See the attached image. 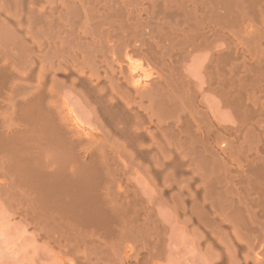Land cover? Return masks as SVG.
<instances>
[{"label":"bare ground","instance_id":"1","mask_svg":"<svg viewBox=\"0 0 264 264\" xmlns=\"http://www.w3.org/2000/svg\"><path fill=\"white\" fill-rule=\"evenodd\" d=\"M0 195L83 264H264V0H0Z\"/></svg>","mask_w":264,"mask_h":264},{"label":"rangeland","instance_id":"2","mask_svg":"<svg viewBox=\"0 0 264 264\" xmlns=\"http://www.w3.org/2000/svg\"><path fill=\"white\" fill-rule=\"evenodd\" d=\"M260 4L261 2L258 3V6ZM216 44H220V42L217 41ZM67 104L74 117V121H85L83 108L75 97L69 95ZM212 107H215V104ZM10 204L9 197L0 195V264H83L71 258V256L70 258L68 255L65 256L66 254L59 252L45 241L44 243L30 224L29 226L36 233L31 231L32 229L27 226V222L24 221L25 225L20 217L17 218L13 207H8ZM163 212L161 213L162 216ZM168 216L169 214L165 216V219L169 220ZM173 224L172 227L170 225L171 229L167 231L168 234L166 233L167 241L165 239L163 251L159 258L153 259L151 262L148 261L149 263L145 264H203L202 253L197 250L193 243L195 236L187 231L183 232L182 225L180 228L178 223L174 224H178L176 226ZM114 251L115 248H111V253ZM142 261L144 262V260H139V262ZM139 262L136 264H144Z\"/></svg>","mask_w":264,"mask_h":264}]
</instances>
